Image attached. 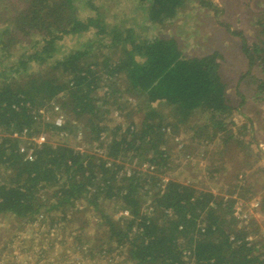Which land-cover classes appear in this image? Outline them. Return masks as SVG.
Listing matches in <instances>:
<instances>
[{
    "label": "trees",
    "instance_id": "obj_1",
    "mask_svg": "<svg viewBox=\"0 0 264 264\" xmlns=\"http://www.w3.org/2000/svg\"><path fill=\"white\" fill-rule=\"evenodd\" d=\"M134 1L145 4L146 20L153 26L173 21L190 2L213 7L208 0ZM2 4L0 65L13 52L19 56L0 71V127L6 134L26 127L33 130L35 124L26 105L39 107L65 93L60 99L62 108L74 119L61 129L46 125L45 132H54L51 136L60 140V134L73 137L82 126L86 140L98 144L103 157L80 154L66 143H46L36 149L32 159L25 160L19 153L20 140L6 136L0 141V175L4 177L0 178V213L33 221L61 210L60 221L68 218V209L77 211L78 203L85 201L102 213L100 223L108 231V252L112 244L126 248L133 264H187L191 261H185L186 251L194 264H264V256L256 254L261 251L258 242L249 246L246 238L250 233L239 228L232 216L233 199L225 202L173 180L160 193L154 190L155 178L125 168L127 163L150 162L163 171L173 153L168 142L197 110L209 115L210 127H205L211 129L212 140L219 133L232 138L229 130L234 123H226V118L235 109L226 95L217 53L189 57L173 38L139 40L134 28L108 25L105 12L93 0H0ZM83 14L88 17L82 18ZM87 33L95 42L90 39L84 48L55 57L65 38ZM118 47L122 53L106 58L102 67L91 61L96 50ZM242 51L250 68L262 70L263 77L254 80V97L264 102V46L250 48L243 40ZM35 66L44 69L31 74ZM119 80L125 81L126 91H107L104 99L94 96L102 81L111 90ZM124 93L140 101L135 113L144 111L143 121L139 126L129 123L126 128L103 123L102 116L110 113L106 107L113 105L116 111L126 108L127 102L116 107ZM114 96L113 102L105 101ZM160 105L172 108L173 123H162ZM171 127L174 132H167ZM42 131L40 127L36 132ZM181 151L184 157L192 155L186 145ZM208 172L211 176L218 173ZM147 195L151 203L145 210ZM102 201H114L123 214L118 218L105 214ZM230 236L240 244L231 242Z\"/></svg>",
    "mask_w": 264,
    "mask_h": 264
},
{
    "label": "rangeland",
    "instance_id": "obj_2",
    "mask_svg": "<svg viewBox=\"0 0 264 264\" xmlns=\"http://www.w3.org/2000/svg\"><path fill=\"white\" fill-rule=\"evenodd\" d=\"M208 1L213 5L212 8L202 7L197 1L190 2L173 21L153 26L146 20L145 4L134 0H93L105 12L108 25H117L122 29L134 28L139 40L153 36L173 38L189 57L218 54L220 73L227 85L226 95L235 109L226 118V123H234L229 130L233 136L227 139L225 133H219L212 140L211 129L205 127H210L209 115L197 110L189 121L178 126L174 137L186 145L193 161L185 160L173 138L168 142L173 153L161 172L164 175L167 173L170 180L192 185L200 191L212 194L216 191L214 195L217 197L223 198L234 192L245 199L256 198L262 204L261 217L258 219L264 227V221L261 222L264 219V102L254 97V82L262 78L263 73L259 66L249 67V61L242 51L243 40L247 41L250 48L255 44L264 46V0ZM1 7L5 8V5L2 4ZM81 17L87 18L88 14ZM1 27L0 23V30ZM232 32L240 35H233ZM90 39L95 42L91 33L65 38L55 57L60 58L71 51L84 48ZM13 53L11 58L3 60L0 71L17 61L19 54ZM121 53L119 47L103 48L95 51L91 61L98 62L102 67L106 58H115ZM1 55L0 51V57ZM42 69L35 66L30 73L43 71ZM106 78L107 75L103 74V79ZM100 85V89L94 93L100 99H104L107 91H126L125 81L121 80L111 90H107L106 82L102 81ZM113 98L115 96L106 97L105 101L111 103L116 99ZM126 102V108L119 111L113 109V105L106 107L110 109V113L106 117L100 115L104 118L103 123L111 127L119 124L126 128L127 124L134 122L139 126L143 121L144 111L138 114L135 113V108L140 101L124 93L116 107ZM157 109L162 123L174 122L172 108L160 105ZM64 115L66 121L74 119L67 110H64ZM172 132L171 127L170 133ZM43 134L50 142L57 143L59 139L49 133ZM67 140L71 147H78L80 144L74 138ZM92 149L90 146L88 153H92ZM137 167L128 163L125 166L128 170ZM208 171H217L219 178L211 179ZM241 175L246 184L239 189L237 183L238 176ZM0 178H4L2 174ZM154 190L156 191L155 188ZM143 202L144 209L148 210L150 195L145 196ZM119 207L114 201L101 202L103 212L112 218L122 215ZM66 214L68 218L60 221L58 220L63 216L61 210L51 213L49 218H35L27 223L21 221L14 224L6 221L2 226L6 228L4 237L0 238V264H133L128 260L126 248H116L112 244V251L108 252V231L100 223L101 212H95L91 205L81 201L77 211L68 209ZM13 225L18 233L16 237ZM262 233L264 234V230Z\"/></svg>",
    "mask_w": 264,
    "mask_h": 264
},
{
    "label": "built area",
    "instance_id": "obj_3",
    "mask_svg": "<svg viewBox=\"0 0 264 264\" xmlns=\"http://www.w3.org/2000/svg\"><path fill=\"white\" fill-rule=\"evenodd\" d=\"M72 86V85H71ZM66 96L65 93L60 94L55 99L46 102L44 105H41L39 107H30L29 105H26L29 109V115L35 124L31 130L30 128H24L21 131H10L11 134H6L2 127H0V141L3 140L6 136H9L12 139L20 140V146H19V153L23 155L25 160L32 159L34 157L35 151L37 148L41 147L43 144L51 143L53 145L56 144H68L67 139L74 138L77 139L79 146L73 147L76 152H79L80 154H85L88 148L90 146L93 147L92 153H95L99 155L100 157H103V152L101 149L98 148V144H89V142L85 138V132L83 127L79 126L77 130H75L73 137L69 138V135L65 136L63 134H60V140H57L56 142H50L47 141L48 138L43 133H49L52 135L54 132H51L48 130V132L45 131L46 125H52L55 129H61L64 127L66 123V117L64 115V110L61 105V98H64ZM16 108V107H15ZM17 109V108H16ZM42 127V132H36L39 130V128ZM51 127V128H52ZM167 132L170 133V128L166 129ZM176 141L177 149L183 150L185 144L180 141L179 138H174ZM186 161H193V157L191 155H186L185 157ZM110 166V163H108ZM139 173V175L144 177H150L155 178L156 184L155 189L157 192L163 193L171 181L170 178L167 176V174H163L161 171L159 172L158 166L150 163V162H143L138 165L136 169ZM210 175V174H209ZM211 179L217 180L219 176H217L216 173H214L212 176L210 175ZM149 178V180H150ZM240 187H244L246 184V181L244 180L243 176H238V183ZM148 189V187H146ZM224 201L227 202L229 199H233V206H232V216L238 223V226L240 228H243L246 231H249V227H251L252 224H254L255 218L260 217L262 213V204L260 201H258L256 198L252 199H245L242 198L238 193L234 194L233 196H225L223 197ZM151 210V209H150ZM166 213L169 216L173 215V212L171 210L166 211ZM123 214V213H122ZM127 214V213H125ZM121 216V214H120ZM42 216H39V219H41ZM257 221V220H256ZM202 232L204 230L202 229ZM250 233L246 241L248 245L258 242L257 249H261L260 252H256V254H261V256H264V240L261 236H254L252 231H249ZM231 242H236V239L234 236H230ZM236 244H240V241H237ZM191 253L185 252V261H191L187 264H194V258H190ZM263 259V257L261 258Z\"/></svg>",
    "mask_w": 264,
    "mask_h": 264
},
{
    "label": "crops",
    "instance_id": "obj_4",
    "mask_svg": "<svg viewBox=\"0 0 264 264\" xmlns=\"http://www.w3.org/2000/svg\"><path fill=\"white\" fill-rule=\"evenodd\" d=\"M211 192V191H210ZM213 194H216V191H213ZM235 193L233 192V193H231V195H227V196H233ZM243 198V197H242ZM261 217V216H260ZM260 217H258L257 216V218H255L256 220L254 221V224H252L251 225V227H249V231H252L253 232V235L254 236H261V237H263L264 236V234L262 233V231L264 230V227L261 225V223H259V219L258 218H260ZM35 219V218H34ZM6 221H12L14 224H16V222H21V220L18 218V217H16L15 215H13V214H10V213H0V238L3 236V234L5 233V231H6V228H3L2 226H3V224H6ZM24 221V220H23ZM264 221V219L262 218L261 219V222H263ZM28 221H24V223H27ZM243 229V228H242ZM15 230V233H14V235H15V237H16V234H18L17 233V231H16V229H15V226L13 225V231ZM12 231V232H13ZM249 231H247V232H249ZM260 231H261V233H260ZM20 236V235H19ZM4 237V236H3ZM263 240H264V237H263ZM1 249V248H0ZM8 249V248H7ZM129 260V259H128ZM130 263H131V261H129Z\"/></svg>",
    "mask_w": 264,
    "mask_h": 264
}]
</instances>
